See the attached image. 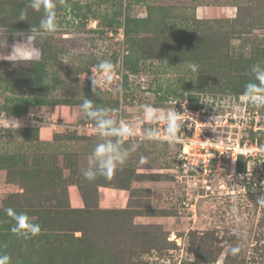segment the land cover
<instances>
[{"label": "rangeland", "instance_id": "obj_1", "mask_svg": "<svg viewBox=\"0 0 264 264\" xmlns=\"http://www.w3.org/2000/svg\"><path fill=\"white\" fill-rule=\"evenodd\" d=\"M55 4L57 31L37 27L39 51L19 64L4 54L39 25L43 10L33 11L27 0H0V254L11 264H264V206L257 202L264 195V106L243 95L252 66H264V0ZM101 59L112 61L111 79L97 67ZM85 97L137 133L124 141L136 149L110 180L90 183L80 174L97 168L88 156L105 139L80 109ZM197 101L195 118L215 116V123L180 116ZM174 109L183 134L257 142L261 151L238 165L223 157L201 175L194 163L188 173L177 158L189 141L144 134L157 126L165 131ZM7 208L26 213L41 233L14 235Z\"/></svg>", "mask_w": 264, "mask_h": 264}, {"label": "clouds", "instance_id": "obj_2", "mask_svg": "<svg viewBox=\"0 0 264 264\" xmlns=\"http://www.w3.org/2000/svg\"><path fill=\"white\" fill-rule=\"evenodd\" d=\"M28 7L33 11L40 12L43 10V16L38 26H32L28 33H23L20 37H24V40L18 39L17 42L12 45L11 53H5V59L13 61L14 63L22 64L21 61H31L33 57L38 53L39 49L34 45V34L37 32V27L40 31L49 34L57 31L56 22V4L55 0H27ZM27 10H21L20 20H26ZM8 42L6 43V49H8ZM97 67L99 70L111 79L110 74L114 71V65L109 59H101L98 62ZM192 70L196 71L195 65H192ZM251 73L253 78L250 79L244 86L243 95L247 97L253 104L257 106H264V66L257 63L252 66ZM98 73L92 71L91 83L92 92L95 94L99 85L97 83ZM80 109L84 112L86 118L94 121L97 135L105 139H101L98 142L92 152L89 154V163L95 161L97 168H81L80 174L88 182H94L98 177L102 176L105 179L110 180L117 170L119 165H123L128 159L130 152L135 151V144L130 148H124L123 143L127 138H134L137 133L133 126L125 122L123 118L119 120L112 118L110 113L112 109L107 107H94L92 100L85 97L80 105ZM145 113L152 117L154 120L158 119L155 109L151 106H145ZM215 116L212 121L215 120ZM166 127L165 130L168 134V139L173 140L176 138V134L179 130V113L176 111H169L165 117ZM213 131H215L213 129ZM157 129H145V138L147 139H159L157 135ZM114 138V139H113ZM146 157L141 156L140 162L144 163ZM258 206H264V195L257 197ZM5 213L10 217L14 224L10 231L17 237H23L30 239L41 233V225L33 223L26 213H18L13 208L5 209ZM239 224V221H237ZM233 235L238 239L244 238V234L233 228ZM240 252L239 246H233L230 248V253L236 255ZM0 264H11V256L7 254H0Z\"/></svg>", "mask_w": 264, "mask_h": 264}, {"label": "built area", "instance_id": "obj_3", "mask_svg": "<svg viewBox=\"0 0 264 264\" xmlns=\"http://www.w3.org/2000/svg\"><path fill=\"white\" fill-rule=\"evenodd\" d=\"M178 109H174V111L180 113L181 111H177ZM201 109H192L191 114L189 115V111L187 113L183 112L180 114V116L186 119L187 117H191L192 120H194L197 123H210V125L215 123L217 119H215L212 122V119L208 117L210 120L208 121H202L201 119L195 118V116H199L198 113ZM184 128V127H183ZM182 131L178 134L177 138L175 140H186L189 141L188 149L183 150L181 153H179L177 162L180 166V168L184 171L190 172V169L194 163L198 167H200L197 172H200V175L204 172L206 173L208 170H211L217 166V164L220 162V160L223 157H230L231 162H236L238 160V157L240 155H243L245 157H253L257 155L258 152L261 151V148L258 147L257 142H242V143H228L224 140H212L210 136L206 135H199V138H195L193 132H185L186 134H183ZM155 129L158 130L157 135L160 139L169 140L168 134L166 133V130L162 128V126H157ZM194 137V138H193ZM201 164V166H200Z\"/></svg>", "mask_w": 264, "mask_h": 264}, {"label": "trees", "instance_id": "obj_4", "mask_svg": "<svg viewBox=\"0 0 264 264\" xmlns=\"http://www.w3.org/2000/svg\"><path fill=\"white\" fill-rule=\"evenodd\" d=\"M73 10H74V15H75V17H77V18H79L80 20H82V19H85L86 18V16H85V13L83 12V11H80V10H75L74 8H73ZM132 17L131 16H127L126 18H125V25H126V29L128 30V31H130V26H131V23H132ZM84 23V22H83ZM109 23H118V21H110ZM185 53V52H184ZM187 54V53H186ZM192 99V98H191ZM189 108L190 109H200V108H202V103L200 104V102H195V103H193V102H191V103H189ZM181 128L182 127H179V130H178V134H179V132H180V130H181ZM191 132V131H190ZM244 137L242 138V141H244ZM164 141H167V140H164ZM130 143V142H129ZM178 151H179V149H178ZM177 151V152H178ZM241 158H244L245 160H250V159H252V157H245V156H243V155H240L239 157H238V160H237V163H236V165H238V162H239V160L241 159Z\"/></svg>", "mask_w": 264, "mask_h": 264}]
</instances>
